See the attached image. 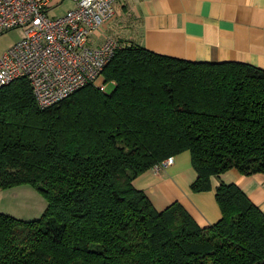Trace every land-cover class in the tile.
Returning a JSON list of instances; mask_svg holds the SVG:
<instances>
[{"label":"trees","instance_id":"16d2710c","mask_svg":"<svg viewBox=\"0 0 264 264\" xmlns=\"http://www.w3.org/2000/svg\"><path fill=\"white\" fill-rule=\"evenodd\" d=\"M90 84L47 109L29 81L0 89V189L43 186L32 220L0 212V264H264V213L234 184L201 227L159 211L133 180L189 151L195 192L236 169L264 174V69L192 62L128 43Z\"/></svg>","mask_w":264,"mask_h":264},{"label":"crops","instance_id":"0c3cea01","mask_svg":"<svg viewBox=\"0 0 264 264\" xmlns=\"http://www.w3.org/2000/svg\"><path fill=\"white\" fill-rule=\"evenodd\" d=\"M73 5L71 0H50L48 12L59 16ZM56 10L59 14L52 15ZM101 32L187 61L236 62L264 69V0H118L114 17ZM103 40L98 35L96 44ZM173 158L171 165L151 168L133 180L157 210L178 201L201 227L213 225L221 218L216 188L234 183L264 213V174L246 176L232 169L212 176L211 190L195 192L191 185L198 175L189 151ZM21 190L31 200H24ZM36 193L31 185L0 189V212L32 220Z\"/></svg>","mask_w":264,"mask_h":264},{"label":"built area","instance_id":"2783aa9c","mask_svg":"<svg viewBox=\"0 0 264 264\" xmlns=\"http://www.w3.org/2000/svg\"><path fill=\"white\" fill-rule=\"evenodd\" d=\"M64 14L50 16V0H0V35L23 29L24 36L0 54V89L25 78L36 105L47 109L86 85L98 83L115 52L128 45L104 35L118 0H71ZM104 40L96 44L97 36ZM111 88L115 82H109ZM169 157L154 168L171 165Z\"/></svg>","mask_w":264,"mask_h":264},{"label":"rangeland","instance_id":"374dc122","mask_svg":"<svg viewBox=\"0 0 264 264\" xmlns=\"http://www.w3.org/2000/svg\"><path fill=\"white\" fill-rule=\"evenodd\" d=\"M57 13H58V11L56 10L55 12H52V15L53 14L57 15ZM23 36H24V30L23 29L12 30L10 32H7L5 34L0 35V52L2 53L5 50H7L8 48H10L11 46H13ZM109 82H111V81L107 82L104 79V74L101 75V77L98 81V83H100L102 85L108 84L107 90L110 91L112 88H111V86H110L111 84ZM19 186H28V184L19 185ZM15 187H18V186H15ZM36 191H37V193H36L35 197L33 198V200L36 202V206L34 208V209H36L35 216L37 218H39L44 213V211L46 210L48 203H47V199H46L44 192L41 190H38V189H36ZM20 195L24 198V200H31V199L27 198L29 194L25 190H21ZM24 208L25 207H23L21 209H24ZM35 218H32V219H35Z\"/></svg>","mask_w":264,"mask_h":264},{"label":"water","instance_id":"95a60500","mask_svg":"<svg viewBox=\"0 0 264 264\" xmlns=\"http://www.w3.org/2000/svg\"><path fill=\"white\" fill-rule=\"evenodd\" d=\"M39 189H40V190H44V187H43V186H39Z\"/></svg>","mask_w":264,"mask_h":264}]
</instances>
